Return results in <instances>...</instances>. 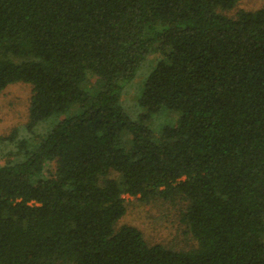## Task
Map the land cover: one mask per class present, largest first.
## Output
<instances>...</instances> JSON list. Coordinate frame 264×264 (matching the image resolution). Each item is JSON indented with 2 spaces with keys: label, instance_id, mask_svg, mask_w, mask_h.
I'll list each match as a JSON object with an SVG mask.
<instances>
[{
  "label": "trees",
  "instance_id": "1",
  "mask_svg": "<svg viewBox=\"0 0 264 264\" xmlns=\"http://www.w3.org/2000/svg\"><path fill=\"white\" fill-rule=\"evenodd\" d=\"M238 2L0 0V92L31 86L0 137V264H264V8ZM152 55L134 121L122 83ZM124 194L182 198L197 247L117 228Z\"/></svg>",
  "mask_w": 264,
  "mask_h": 264
},
{
  "label": "rangeland",
  "instance_id": "2",
  "mask_svg": "<svg viewBox=\"0 0 264 264\" xmlns=\"http://www.w3.org/2000/svg\"><path fill=\"white\" fill-rule=\"evenodd\" d=\"M264 8V0H239L236 7L226 13L233 17L237 11H254ZM159 55H152L137 70L135 77L122 83L120 105L123 111L134 121L144 112L137 103V98L145 79L153 70ZM99 79L92 77L86 88L95 92L99 87ZM31 96V86L27 83L16 82L9 84L0 92V137L7 136L13 129L21 128L28 122V107ZM178 117L176 113L162 110L146 121L152 130L153 137H160L163 127L172 125ZM55 121L40 123L36 132L45 134ZM125 214L116 223V227L132 226L139 230L149 245H161L174 251H190L197 243L188 233L182 222L187 202L182 198L172 199L153 198L148 201L123 195Z\"/></svg>",
  "mask_w": 264,
  "mask_h": 264
}]
</instances>
